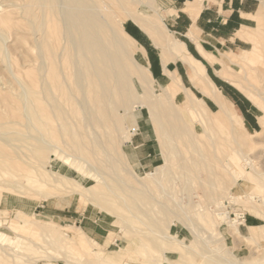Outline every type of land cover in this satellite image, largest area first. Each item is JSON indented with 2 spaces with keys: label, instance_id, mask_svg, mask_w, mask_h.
I'll use <instances>...</instances> for the list:
<instances>
[{
  "label": "rangeland",
  "instance_id": "374dc122",
  "mask_svg": "<svg viewBox=\"0 0 264 264\" xmlns=\"http://www.w3.org/2000/svg\"><path fill=\"white\" fill-rule=\"evenodd\" d=\"M117 1L105 0L110 18L119 29L123 27L125 30V26L132 29L134 26V20L131 18L122 20L127 16L126 10L137 13L141 18L138 22L140 24H145L142 18L161 23L159 13L161 14L162 10L157 2L156 5L153 4V10H147L146 7L133 3L132 0L125 1L124 7ZM24 2L25 0H16L17 4L10 6L9 0H0V9L8 10H4V12L10 17L6 23L7 30L4 31L0 28V39L4 40L5 44L3 57L2 55L0 57V81L2 82L0 84V119L21 113L16 111L9 100L4 99L1 94L12 87L15 88L14 94L24 95L26 93L22 87L23 84L18 80V71L14 63L25 62V65L29 63L24 61L22 53L27 57L28 55L35 56L36 49L32 44L34 35L21 7ZM50 18L57 22L53 15ZM256 19L257 23L250 30L252 31V42L250 41L245 46V50L251 48V52L245 53L243 57L239 58L251 57V60H248L251 78H245V68L241 66L236 57H234V61L236 60L235 62L238 64L231 66L234 72L231 69V73H225L231 78L230 82L215 73L213 65L207 59L194 54L205 63L208 73L226 93L241 119L243 116L246 128L244 124L243 126L246 130L241 124V128L235 133L237 136L239 133L243 134V138L247 142L244 149L253 163V169L248 170V165L244 163L245 154L232 148L236 144L232 140L234 134H232L230 126L223 124L214 128L209 126L205 119H199L200 114L197 116L191 108L185 106L184 92L179 90L176 100L174 99L173 102L181 109L184 122L191 127L189 135H184L183 138L175 135V129L163 117L162 122L167 129L170 144L177 152L173 153L171 157V170L160 177L162 179L160 183H163L167 190L161 192L159 182L153 181L148 185V189H150L148 193L153 195V198H149V202L153 203V212L163 216L162 207L159 204V201H162L168 214L171 213L176 217L175 213L181 212L186 223L181 221V218L171 215L169 227L168 223L160 225L162 228L150 223L148 226L142 223L141 215H134L136 212L127 211V205L122 202V206H119L115 214L111 215L109 210L100 207L99 203L85 197L81 192H71L60 187H53L43 181L40 174L44 173L47 163L41 162L39 166L32 167L28 166L30 163L27 161L23 164L25 169L22 174L19 173L20 177L0 170V264H21L22 261L30 264H69V262L71 264H264V205L259 204L261 206H258L257 209L253 208L254 203H260L259 199L264 196V186L257 181L259 179L264 181V125L260 120L264 116V11ZM168 32L175 37V34L169 30ZM240 49L237 46L229 45L219 48V50L214 48L210 50V53L221 57L225 53H241ZM8 51L11 52V55ZM155 52L162 56L161 49H155ZM158 57L160 58L159 55ZM145 59L147 64H149L148 59H152L151 53L148 55L146 50ZM168 68L170 71H176L182 82L191 88L197 96L203 98L213 112L218 110L217 104L213 100L203 96L196 89L189 79L188 69L181 61L168 62ZM30 71L34 73L35 69L32 68ZM152 77L157 82L153 81V83L149 82L145 85L154 87L158 94L162 93L159 85L170 87L175 85L170 83V76L165 74L160 77L152 74ZM35 83L38 87L39 81H35ZM153 94L152 91L149 93V99H157ZM153 97L155 98L152 99ZM134 101L132 105L135 107L124 116L127 132L116 131L113 144H110L109 147L113 150L114 158L118 160L117 166L121 176L130 179L132 184L139 187L137 179L125 170V160L129 162L131 170L138 174V178L143 179L147 177L148 172L165 163L164 155L167 150L161 145L159 135L161 130L151 117L147 104L140 102L139 99ZM188 109L190 110L187 112ZM246 109H249L250 112L247 113ZM49 115L52 114L49 113ZM18 119L23 123L28 121L23 115ZM241 119L239 118L240 121ZM175 123L177 127L183 126V122ZM51 124L55 126L53 120H51ZM20 128L24 129L23 126ZM97 129L99 133L101 131L103 133L102 127ZM208 132L211 133L210 137H207ZM236 135L235 137H237ZM1 136L2 134L0 135V142H2L0 148H6L7 146L3 144L5 136ZM190 138L194 141H190ZM58 140L61 142L60 139ZM212 142L217 146H213ZM195 147H199V151H196ZM64 156V153L56 149L50 160L52 168L62 175L75 179L83 186H90L94 183L93 180L84 176L88 172L83 166L84 162L75 160L70 167L63 163ZM99 156L104 158L102 153ZM201 156L205 158L206 166L203 165L204 168L194 166L195 161ZM186 161H193L190 162L193 169L189 172L181 168ZM222 161L226 162L230 169L227 170L231 173L222 166ZM104 164L106 163L104 162ZM106 168L112 176V168L109 165ZM232 172L237 177L242 173L247 177L240 178L238 183L233 185ZM218 180H222L223 183L216 185ZM110 182L118 185L113 181ZM116 187L119 188V186ZM122 187L127 189L123 185ZM228 188H231V192L235 195H251L254 200L240 201L231 198L227 191ZM118 192V195H123L119 189ZM225 198L230 199L226 201L227 206H223ZM105 200L115 203L121 201L120 197L111 192L107 195L102 194L98 198L100 203ZM184 204L187 205L186 212L192 222L181 209ZM220 207L227 208L229 213L234 210L236 212L242 210L249 214V220L247 223L243 220L245 226L237 231L235 226L239 227V223L234 224V222H237L238 218L233 219V216L229 215L230 222L220 223L215 216L216 223L214 222V225H216H213V229L208 225L210 230L207 229L204 221L207 217L203 219L204 214L202 213L216 208L221 209ZM183 210H185V206ZM121 213H126V216L130 218V223L133 224V228L131 227L128 231L120 218ZM166 219L168 218L161 217V220ZM76 226H80L99 243L90 237H85L84 234L80 233L79 235ZM41 227L50 229L53 234L52 238L48 237ZM86 227H92L94 231L103 235L102 241L89 234ZM122 228L125 230L123 231ZM150 228L154 232H151ZM159 228L161 231H158ZM166 234H169V240L162 238ZM153 237L157 240L152 241ZM175 237L182 243L186 242L189 248L174 241ZM109 238H111L110 241ZM191 253L193 257L190 255ZM207 259L208 261H205Z\"/></svg>",
  "mask_w": 264,
  "mask_h": 264
},
{
  "label": "bare ground",
  "instance_id": "6f19581e",
  "mask_svg": "<svg viewBox=\"0 0 264 264\" xmlns=\"http://www.w3.org/2000/svg\"><path fill=\"white\" fill-rule=\"evenodd\" d=\"M125 1L127 0H118L117 2L124 7ZM132 1L146 7L147 10L154 9V0ZM9 2L10 6L18 3H16V0H9ZM21 7L26 14L29 27L32 29L34 35L32 44L36 51L33 57L30 55L27 57L22 53L24 61L29 62L27 65L24 64L25 62L14 63L18 71V80L23 84L22 87H24L26 93L24 95L14 94L13 90L15 88L8 87L9 89L1 94L4 99L9 100L16 111L21 113H15L14 116H5L0 119V133L5 136L2 140L3 144L7 146L6 148H0V170L8 172L12 176H19V173L22 174L25 169L23 164L27 161L30 163L28 166L32 167L39 166L41 162L47 163V166L44 167V173L40 174V178L49 185L71 192H81L85 197L99 203L100 207L109 210L111 215H114L118 207L122 206V202L127 205V211L136 212L134 215L139 214L143 217L141 218L143 224L148 225L150 223L161 227L160 225L163 223H168L167 226L169 227L172 214L169 213V216L165 210L164 202L162 203L159 200L163 216L153 212V203L149 202V198H153V195H149L148 185L156 181L161 186V192L167 190V187L160 183L162 181L160 177L171 170V157L173 153L177 152L170 144L167 129L162 122L163 117L175 129V135L180 138L189 135L191 127L184 122L181 109L173 102L176 93H178L179 85L173 87L159 85L160 90H162L160 94L154 87L145 85L149 82L150 84L153 81L154 83L157 82L150 73L149 64L145 59V49L123 27L119 29L114 25L105 0H25ZM4 10L8 11L0 9V28L6 31V23L10 17H8V14L6 15ZM126 12L127 16L122 20L131 18L139 22V19H141L133 11L126 10ZM52 15L57 22L50 18ZM142 21L150 24L155 23L148 18H142ZM4 46V40L0 39V57L5 51ZM8 53L11 55V52L8 51ZM20 58L22 59V57ZM238 60L241 66L245 68V78H251V69L248 65V60H251V57L238 58ZM32 68L35 69L34 73L30 71ZM241 69L243 70V68ZM35 81H39L38 87ZM10 84L12 85V83ZM198 89L217 103L218 110L215 112L209 110L205 101L198 98L191 89H185L188 95L185 106L191 108L197 116L200 114L199 119H205L211 127L215 128L223 124L229 125L232 134H234L232 140L236 144L232 148L242 151L245 154L244 163L248 165V170L253 169V163L244 149L247 142L244 140L242 133H239L238 136L235 133L241 128L242 123L234 112L230 101L221 90L212 89L211 85L203 78L198 81ZM151 91L157 99H149ZM136 99L147 104L151 117L161 130L159 132L161 145L167 150L164 155L165 163L148 172L147 177L143 179L138 178V174L131 170L129 162L125 160V170L137 179L139 187L132 184L130 179L121 176L117 166L118 160L114 158L113 150L109 147L110 144H113L116 131L127 132L124 116L135 107L132 104ZM49 113L52 114V117ZM21 115L25 116L28 121L21 122L18 119ZM51 120L55 122V126L51 124ZM260 120L264 125V116ZM175 122H183V126L177 127ZM22 126L24 129L20 128ZM98 127H102L103 133L97 131ZM210 134L208 132L207 137H210ZM190 141L194 140L190 138ZM230 143L232 142L230 141ZM198 148L195 150L199 151ZM56 149L64 153L63 163L70 167L75 160L84 162L83 166L88 170L84 176L93 180L94 183L90 186H83L75 179L62 175L52 168L50 160ZM101 153L104 158L99 156ZM104 162L106 164L109 162L107 165L112 168V176L106 170L107 165H103ZM190 162L186 161L181 168L189 172L193 169ZM221 164L228 171L229 168L226 162L222 161ZM203 165L206 166L205 158L201 156L200 159L195 161L194 166L204 168ZM84 176L82 174V177ZM108 177L110 178L108 179ZM243 177H247V175L242 173L237 177L232 172V184L235 185ZM224 179L226 178L224 177ZM110 181L118 185H114ZM257 181L264 186V181L261 179ZM220 183H223V181L218 180V183L215 184ZM116 186H119V188ZM118 189L123 195H118ZM227 191L231 198L240 201L245 199L254 200L251 195L233 194L231 188H228ZM110 192L120 197L121 201L116 203L109 200L101 203L98 201L102 194L107 195ZM187 192L189 191L187 190ZM228 199L224 200L223 206H227L226 201ZM259 200L260 203L252 204L253 208L257 209L258 206H261L259 204L264 205V196ZM184 206L185 210H183ZM186 206L184 204L181 209L189 219ZM123 213L120 214V218L128 231L131 227L133 228V224L130 223V218L126 216V213ZM202 214H204V216L202 215L203 219L207 217L204 219L207 229L210 228H208V225L213 229L214 222L216 223L215 216L220 223L231 221L229 220V210L227 208H216L212 211H204ZM175 215L177 218H181V221L185 220L181 212H176ZM161 217H167L168 219L161 220ZM172 217L175 216L172 215ZM237 220L234 224L239 223V227H235L237 231H240V228L245 224L243 219L238 218ZM190 222L192 221L190 220ZM41 228L48 237L52 238L53 234L50 229ZM161 228L158 231H161ZM122 230L125 229L122 228ZM151 230L152 228H150ZM151 232H154V230ZM209 232L211 233V231ZM162 238L169 240V234L162 236ZM156 240L155 238L152 239V241ZM174 241L189 248L186 242L182 243L177 237ZM93 243L97 244L96 242ZM190 255L193 257L192 253ZM208 258L210 259V257ZM205 261H208V259ZM21 264L30 263L22 261ZM69 264L71 263L69 262Z\"/></svg>",
  "mask_w": 264,
  "mask_h": 264
},
{
  "label": "crops",
  "instance_id": "0c3cea01",
  "mask_svg": "<svg viewBox=\"0 0 264 264\" xmlns=\"http://www.w3.org/2000/svg\"><path fill=\"white\" fill-rule=\"evenodd\" d=\"M156 2L162 10V13H159L161 23L154 20L155 23L153 24H150L149 22L140 24L132 19L134 20L133 28L131 29L125 26V31L140 45L143 44L142 46L146 50V53L148 55L151 53L152 59H148L149 70L150 73L152 72L151 75L156 74L160 77L165 74L170 76V83L172 85H179V90L184 92L185 97L183 102L185 103L188 98L185 89L191 88L187 87L182 82L176 71H170L168 68V62L179 60L183 63L185 68L188 69L190 81L203 96L206 95L198 89V81L201 78L205 79L211 85L212 89L221 90L224 96L230 101L226 93L215 83L208 73L205 63L194 54L207 59L211 65H213L215 73L230 81L231 78L226 76L224 73H231L229 72L233 69L231 66L236 65L237 63L234 61V57L241 58L245 53L251 52V48L245 50V46L248 45L250 41L252 42V31L250 30L257 23L256 18H258L264 11V0L153 1L155 5ZM168 30L175 34V37H173ZM229 45L241 48L240 50L242 52L225 53L221 57L210 53V50L214 48L219 50V48L224 46L228 47ZM155 49H161L162 56L158 54L160 58L158 57L157 52H155ZM194 94L196 95L195 92ZM176 95L174 97L175 100ZM197 97L201 98L199 96ZM210 99L213 100L212 98ZM214 103L216 102L214 101ZM231 104L233 107L232 102ZM189 110L190 109H188L187 112ZM209 110H211L210 107ZM233 110L237 114L234 107ZM246 111L247 113L250 112L249 109H246ZM237 116L241 119L238 114ZM247 116L249 117V114H247ZM242 119V126L243 124L245 126L243 116ZM248 220L249 214L247 213L246 223ZM76 227L79 235L81 233L84 234L85 237H90L80 226ZM86 228L89 234L92 236L94 235L97 240H101V237H103V235L94 231L92 227ZM90 238L96 241L94 238ZM110 239L111 238H109V241ZM96 242L99 243L98 241Z\"/></svg>",
  "mask_w": 264,
  "mask_h": 264
},
{
  "label": "built area",
  "instance_id": "2783aa9c",
  "mask_svg": "<svg viewBox=\"0 0 264 264\" xmlns=\"http://www.w3.org/2000/svg\"><path fill=\"white\" fill-rule=\"evenodd\" d=\"M230 217L233 216V219L240 218L243 219L246 222V216L247 214L243 212L242 210H239V212H236L235 210L229 213Z\"/></svg>",
  "mask_w": 264,
  "mask_h": 264
}]
</instances>
